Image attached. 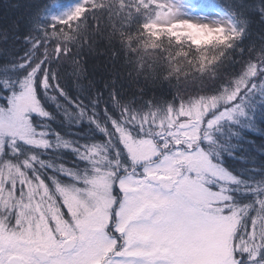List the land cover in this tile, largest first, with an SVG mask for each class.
<instances>
[{"label":"snow or ice","instance_id":"1","mask_svg":"<svg viewBox=\"0 0 264 264\" xmlns=\"http://www.w3.org/2000/svg\"><path fill=\"white\" fill-rule=\"evenodd\" d=\"M6 8L0 264H264V0Z\"/></svg>","mask_w":264,"mask_h":264},{"label":"trees","instance_id":"2","mask_svg":"<svg viewBox=\"0 0 264 264\" xmlns=\"http://www.w3.org/2000/svg\"><path fill=\"white\" fill-rule=\"evenodd\" d=\"M32 0H0V29L8 27L11 23V17L13 15V10H8L7 5L15 4H27L31 3ZM68 2V0H66ZM204 2L211 3L212 0H204ZM262 30V26L256 23L254 25V33H259ZM254 40H258V36L253 37ZM13 47L11 41L9 42V48ZM103 59V58H101Z\"/></svg>","mask_w":264,"mask_h":264}]
</instances>
